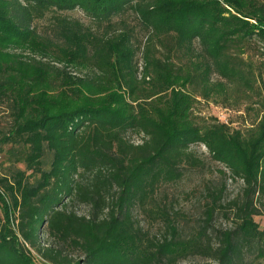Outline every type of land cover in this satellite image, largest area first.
<instances>
[{
    "label": "trees",
    "instance_id": "obj_1",
    "mask_svg": "<svg viewBox=\"0 0 264 264\" xmlns=\"http://www.w3.org/2000/svg\"><path fill=\"white\" fill-rule=\"evenodd\" d=\"M75 9L88 26L60 14ZM26 52L40 59L23 60ZM197 98L262 115L245 132L230 130L197 120ZM4 101L8 142L28 153L25 171L0 179V264H34L32 253L47 264H264L254 220L264 215L260 0H0ZM197 145L226 171L202 189L188 228L158 193L204 169ZM228 180L242 187L225 201ZM217 216L228 226L217 228ZM142 220L159 223L158 233Z\"/></svg>",
    "mask_w": 264,
    "mask_h": 264
},
{
    "label": "rangeland",
    "instance_id": "obj_2",
    "mask_svg": "<svg viewBox=\"0 0 264 264\" xmlns=\"http://www.w3.org/2000/svg\"><path fill=\"white\" fill-rule=\"evenodd\" d=\"M258 1V0H257ZM264 3V0H260ZM61 16H65L69 19L77 20L84 26L89 25V21L87 17L79 10L75 9L69 12L60 13ZM129 19L128 23L135 24L136 22L133 19V16L128 14ZM51 15H48L47 18L43 21H40L36 24V27L39 31H46L49 26L48 18ZM125 18V17H124ZM117 19H115L116 21ZM131 25V24H130ZM136 30H138L136 28ZM141 35V34H140ZM140 41V39H139ZM144 38L142 43H144ZM19 53V52H14ZM35 58L34 55H31L29 52L23 53L22 58L25 61H29V58ZM246 56H244V60H246ZM42 62H47V60H42ZM135 61L137 66L139 67V71L141 72L143 69V60L142 53L138 52L135 57ZM56 67L60 68V65L55 64ZM72 75L83 76V74H77L76 72L70 71ZM141 78V75H140ZM148 79H146L147 81ZM198 102L194 105L192 109V115L197 118V120H205L209 121L211 118H214L216 121L220 123H224L228 125L230 130H240L241 132H245L247 129L251 127L252 124L258 122L261 117V113H259V118L256 117V113L259 112V108L257 106H253V110H247L244 102H240L241 104L235 106L232 101L225 103L218 100L217 103L211 101H204L197 98ZM12 107L10 104L4 102H0V179L9 178L16 171H25L24 158L28 153L26 148L19 142L12 143L8 142L9 139V131L13 124L12 120ZM132 141L135 143H139V138L131 137ZM192 150L196 152V154L204 161L205 167L200 171H189L186 173L184 179L173 186H167L161 189L158 193L159 198L165 197V204L167 206H172L175 210L180 211L187 217L188 228L194 225L199 218L201 213V207L203 201L201 199L202 189L209 183L219 184L220 177L218 175L219 170H225V168L212 161L210 156L208 155L206 149L202 145L193 146ZM52 155L45 150L42 158V168L43 170H48L51 163ZM28 177V181L30 183H34L35 180L38 179V175H30V172H26ZM242 184L241 182H232L230 180L226 183V192L224 195V200H230L235 198L240 190ZM1 207V205H0ZM74 210L78 214L86 213L87 209L84 206H75ZM264 211V210H263ZM0 218L2 219V212L0 208ZM142 219V218H141ZM255 222L258 223L260 229H264V215L255 217ZM143 221V220H142ZM149 221V222H148ZM143 221L144 228L149 230L150 234H156L159 230V223L152 222L150 220ZM227 223L220 216L216 217L215 226L225 227ZM19 244L21 242L19 241ZM32 259L34 264H47L42 261L37 255L32 253ZM199 259H189L188 262H198ZM186 264V262L180 263Z\"/></svg>",
    "mask_w": 264,
    "mask_h": 264
}]
</instances>
